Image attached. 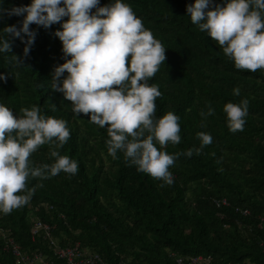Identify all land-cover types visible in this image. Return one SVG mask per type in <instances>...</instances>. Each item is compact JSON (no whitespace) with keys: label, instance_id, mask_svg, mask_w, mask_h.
I'll return each mask as SVG.
<instances>
[{"label":"trees","instance_id":"obj_1","mask_svg":"<svg viewBox=\"0 0 264 264\" xmlns=\"http://www.w3.org/2000/svg\"><path fill=\"white\" fill-rule=\"evenodd\" d=\"M31 2L0 0V5L10 9ZM121 2L166 49L165 63L148 83L162 93L154 118L177 115L181 142L156 147L169 155L199 148L200 132L210 134L213 142L200 155L175 160L169 168L171 185L129 166L121 152L113 158L107 129L90 123V116L75 117L71 102L51 90L54 68L65 62L62 43L53 35L60 25H30L37 35L25 66L16 67L11 57L23 55L19 39L13 40L11 53H0V74L8 76L6 83L0 81V104L17 117L22 108L37 106L41 115L65 120L70 138L59 152L78 162V172L46 180L29 177L26 187L35 189L30 202L10 214L0 212V262L14 263L3 251V234L24 252L40 250L54 259L46 240L31 239L35 216L49 226L57 245L79 243L107 264H176L175 257L199 255L215 264H264V69L237 70L219 45L191 23L186 6L195 0ZM110 3L115 0H100L99 6ZM23 19L3 15L0 38H7L6 26L19 27ZM244 99L249 101L244 130L232 133L223 108ZM209 107L214 114L207 115ZM49 149L45 144L34 152L31 166L53 163ZM222 199L227 205L217 206ZM236 209H247L249 215L242 217Z\"/></svg>","mask_w":264,"mask_h":264},{"label":"clouds","instance_id":"obj_2","mask_svg":"<svg viewBox=\"0 0 264 264\" xmlns=\"http://www.w3.org/2000/svg\"><path fill=\"white\" fill-rule=\"evenodd\" d=\"M99 5L100 0H32L30 5L10 9L0 5V18L24 17L19 27L3 29L7 38H0V53H11L13 40L19 39L25 45L23 55L11 57L16 67L25 66L37 35L30 25L49 29L59 24L60 30L53 35L62 43L65 62L54 68L51 90L71 102L75 117L90 116V123L107 129L109 155L116 158L121 152L129 166L171 185L174 178L169 168L175 160L180 155L190 158L194 152L200 155L212 144V137L197 133L200 147L175 155L156 147L181 142L177 115L168 112L154 118L155 101L162 93L158 85L148 83L165 63L166 49L145 29L130 5L121 0ZM186 13L237 70L264 69V0H223L220 4L195 0L186 6ZM7 79L0 74V81L6 83ZM233 94L239 96V88L233 89ZM248 105L244 99L224 106L230 132L244 130ZM21 113L17 117L0 104V212L4 214L30 202L35 189L26 187L29 177L46 180L61 172L70 176L78 172V162L59 152L70 138L67 122L41 115L37 106L22 108ZM212 114L209 107L207 115ZM45 144L50 145L49 156L54 162L32 167L30 156Z\"/></svg>","mask_w":264,"mask_h":264},{"label":"built area","instance_id":"obj_3","mask_svg":"<svg viewBox=\"0 0 264 264\" xmlns=\"http://www.w3.org/2000/svg\"><path fill=\"white\" fill-rule=\"evenodd\" d=\"M217 206H226L227 201L222 199L216 202ZM242 217L249 215L247 209H236ZM31 226V239L36 240L37 237H42L43 240L48 242L52 250V258H49L40 250L32 252H24L18 244L14 242L11 237L3 234V251L8 253L13 258V264H107L103 258L93 252L83 249L79 243H70L66 246L57 245L51 235L50 228L47 224L41 222L35 216L32 217ZM263 223L260 219L259 227ZM262 251L264 252V243L261 244ZM176 264H215L209 256H188V257H175ZM0 264H5L0 262ZM120 264H129L128 261L122 260ZM235 264V263H228Z\"/></svg>","mask_w":264,"mask_h":264}]
</instances>
